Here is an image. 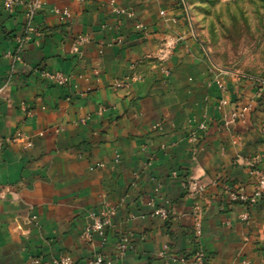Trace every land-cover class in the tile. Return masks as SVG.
Segmentation results:
<instances>
[{
	"label": "crops",
	"instance_id": "1",
	"mask_svg": "<svg viewBox=\"0 0 264 264\" xmlns=\"http://www.w3.org/2000/svg\"><path fill=\"white\" fill-rule=\"evenodd\" d=\"M3 1L0 138L19 130L25 139L0 145V264L59 255L88 264L96 253L101 264H191L198 248L208 264H264V196L247 211L229 199L250 196L254 170H264V89L214 67L180 0H43L35 34L17 52L31 0L13 11ZM79 34L89 41L74 53ZM44 70L70 80L55 86ZM217 70L224 92L211 84ZM132 72L138 79L111 87ZM245 106L225 127L224 116ZM204 117L194 149L187 136ZM97 162L104 167L91 170ZM191 182L205 186L198 199ZM105 204L116 207V230L106 229L103 245L82 239L88 214ZM160 208L168 219L153 214ZM118 231L132 236L123 257Z\"/></svg>",
	"mask_w": 264,
	"mask_h": 264
},
{
	"label": "built area",
	"instance_id": "2",
	"mask_svg": "<svg viewBox=\"0 0 264 264\" xmlns=\"http://www.w3.org/2000/svg\"><path fill=\"white\" fill-rule=\"evenodd\" d=\"M18 0H4L3 1V7L7 11H13ZM44 7L43 0H31L28 4V10L26 13V19L25 24L23 28L22 35L16 38V47L15 52L19 51L21 47L26 44L32 34H35V29L33 27V19L39 10H41ZM114 13L117 15L125 14L126 11L122 9H113ZM58 15L62 16H68V12L66 10L63 11H56ZM89 38L86 35H76L73 38L71 49L72 52L77 53L78 49L81 45L88 42ZM122 42L121 37H118L116 39V43L120 44ZM215 67V66H214ZM217 69V68H216ZM225 71V70H224ZM165 75H169V71L166 70ZM41 76L48 82L52 83L55 86H63L66 85L70 77L67 75H64L61 72H50V71H42ZM138 79V76L132 72L129 76L115 80L112 84L113 89H118L122 87H126L130 84L131 81H134ZM211 84H213L216 89L219 92H224L226 90V86L222 77V73L217 70V73L214 75L213 80L211 81ZM261 89H264V83H257ZM4 87L0 86V93L3 90ZM249 110V106H245L244 108L240 110H231L229 113H227L224 116V126L227 127L230 124L235 123L236 121L242 120L244 118V115L246 111ZM208 125L207 118L204 117L195 128H193L187 136L188 142L193 146L195 149V145L198 143V133L200 131H205ZM25 139L24 135L18 130L12 135L11 137L6 138H0V145L2 144H10L13 142H16L18 140ZM26 144L28 146L31 145V142L29 140H26ZM119 158L118 155H115V161H117ZM104 167L103 163H94L90 165L91 170L96 169H102ZM254 175L256 177V184L253 190V193L250 196H247L243 193H236L233 191L229 192V199L232 201H239L243 204L246 211L250 209V207L255 203V201L258 198H261L264 196V170L261 169H255ZM157 190V189H156ZM205 190V186L202 184H198L195 182L189 183V195L193 199H198V197H201L203 192ZM116 214V207L105 204L102 209L95 213L91 212L88 214L87 219L88 222L85 224L82 233L81 238L86 241H91L94 236H97L100 238V244L103 245L105 243V231L106 229H112L116 230L113 223V217ZM153 214L155 216H158L164 220L168 219V213L165 209L160 208L153 211ZM247 212L244 215L246 218ZM116 250L120 257L125 256L128 252L132 250V236L125 232H116ZM192 235L193 239L198 240L201 236V224L199 220V207L196 203L194 205V223L192 227ZM165 253H161V256H164ZM104 261V257L102 253H96L91 258L88 259V264H101ZM30 264H74L71 257L68 255H59L56 257H52L51 259H44L41 257L34 258L31 260ZM191 264H208V259L203 251V249L198 248L191 256Z\"/></svg>",
	"mask_w": 264,
	"mask_h": 264
},
{
	"label": "rangeland",
	"instance_id": "3",
	"mask_svg": "<svg viewBox=\"0 0 264 264\" xmlns=\"http://www.w3.org/2000/svg\"><path fill=\"white\" fill-rule=\"evenodd\" d=\"M211 63L264 83V0H180Z\"/></svg>",
	"mask_w": 264,
	"mask_h": 264
},
{
	"label": "trees",
	"instance_id": "4",
	"mask_svg": "<svg viewBox=\"0 0 264 264\" xmlns=\"http://www.w3.org/2000/svg\"><path fill=\"white\" fill-rule=\"evenodd\" d=\"M182 4H181V1H180V6H181ZM261 98V97H260ZM262 98H263V96H262Z\"/></svg>",
	"mask_w": 264,
	"mask_h": 264
}]
</instances>
